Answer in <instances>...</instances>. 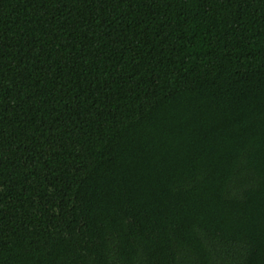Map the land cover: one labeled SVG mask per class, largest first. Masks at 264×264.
Returning <instances> with one entry per match:
<instances>
[{
	"label": "trees",
	"instance_id": "trees-1",
	"mask_svg": "<svg viewBox=\"0 0 264 264\" xmlns=\"http://www.w3.org/2000/svg\"><path fill=\"white\" fill-rule=\"evenodd\" d=\"M0 264H264V0H0Z\"/></svg>",
	"mask_w": 264,
	"mask_h": 264
}]
</instances>
